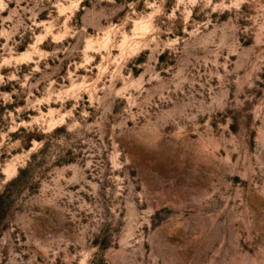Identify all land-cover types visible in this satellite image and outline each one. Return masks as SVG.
<instances>
[{
	"label": "rangeland",
	"instance_id": "374dc122",
	"mask_svg": "<svg viewBox=\"0 0 264 264\" xmlns=\"http://www.w3.org/2000/svg\"><path fill=\"white\" fill-rule=\"evenodd\" d=\"M0 194V264H264V0H0Z\"/></svg>",
	"mask_w": 264,
	"mask_h": 264
},
{
	"label": "trees",
	"instance_id": "16d2710c",
	"mask_svg": "<svg viewBox=\"0 0 264 264\" xmlns=\"http://www.w3.org/2000/svg\"><path fill=\"white\" fill-rule=\"evenodd\" d=\"M21 172V170H18V174ZM17 178H19V177H16L13 181H11V182H14L15 180H17ZM3 199H2V195L0 194V222H1V220L3 219V201H2Z\"/></svg>",
	"mask_w": 264,
	"mask_h": 264
}]
</instances>
